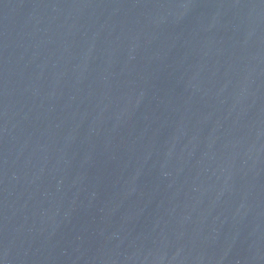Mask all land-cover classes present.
Here are the masks:
<instances>
[{
	"label": "water",
	"instance_id": "1",
	"mask_svg": "<svg viewBox=\"0 0 264 264\" xmlns=\"http://www.w3.org/2000/svg\"><path fill=\"white\" fill-rule=\"evenodd\" d=\"M0 264H264V0H0Z\"/></svg>",
	"mask_w": 264,
	"mask_h": 264
}]
</instances>
